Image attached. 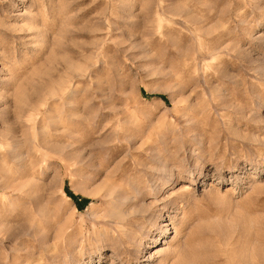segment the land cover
<instances>
[{"label": "rangeland", "instance_id": "374dc122", "mask_svg": "<svg viewBox=\"0 0 264 264\" xmlns=\"http://www.w3.org/2000/svg\"><path fill=\"white\" fill-rule=\"evenodd\" d=\"M196 263L264 264V0H0V264Z\"/></svg>", "mask_w": 264, "mask_h": 264}, {"label": "bare ground", "instance_id": "6f19581e", "mask_svg": "<svg viewBox=\"0 0 264 264\" xmlns=\"http://www.w3.org/2000/svg\"><path fill=\"white\" fill-rule=\"evenodd\" d=\"M159 217V216H158ZM196 264H198V263H196Z\"/></svg>", "mask_w": 264, "mask_h": 264}]
</instances>
